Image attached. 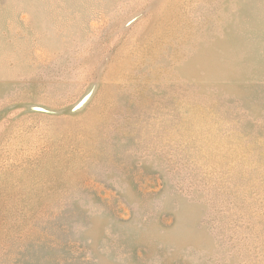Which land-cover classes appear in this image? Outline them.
Listing matches in <instances>:
<instances>
[{"label": "rangeland", "instance_id": "obj_1", "mask_svg": "<svg viewBox=\"0 0 264 264\" xmlns=\"http://www.w3.org/2000/svg\"><path fill=\"white\" fill-rule=\"evenodd\" d=\"M0 264H264V0H0Z\"/></svg>", "mask_w": 264, "mask_h": 264}]
</instances>
